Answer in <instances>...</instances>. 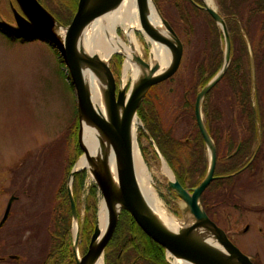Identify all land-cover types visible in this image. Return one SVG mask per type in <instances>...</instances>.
<instances>
[{
	"label": "rangeland",
	"instance_id": "obj_1",
	"mask_svg": "<svg viewBox=\"0 0 264 264\" xmlns=\"http://www.w3.org/2000/svg\"><path fill=\"white\" fill-rule=\"evenodd\" d=\"M8 1L12 0H0V16L11 23ZM54 1L65 4L62 0ZM152 1L157 12L171 25L184 44L181 62L175 74L152 86L155 87L152 92L156 91L160 94L157 106L161 114V124L169 127L173 121L172 117L176 114L177 98L182 87L180 81L189 83L191 77L189 72L193 65L191 60L199 51L200 43L196 42L202 40L204 23L203 20L196 21L197 29L191 37L192 44L188 49L189 43L186 40L190 38L186 35L187 28L176 7L177 1ZM71 10L74 11V8ZM117 33L126 41L120 28L117 29ZM135 34L143 50V60L149 61L148 44L140 32L137 31ZM221 42V50H223L224 44L223 41ZM115 55L118 54L111 57L109 66L110 70L113 69L117 73V80L121 85L125 58L119 55L121 63L116 69L114 68V63L117 61L114 58ZM185 56H188V59H185ZM68 76L64 64L47 43L37 40L20 43L0 33V220L8 200L11 197L15 198L9 216L0 228V257L5 258L0 264H38L44 258L46 253L44 244L48 243L46 222L52 217L53 205L57 202L55 201L56 192L64 179L65 166L71 159L76 166L81 158L80 149V154L77 156L75 154L72 128L77 116V100ZM130 82L131 72L126 76V83L130 84ZM142 128V122L137 117L135 141L151 175L150 183L163 207L182 223L189 218V215L184 213V204L167 187L170 178L161 171L163 162L169 171L171 169L150 138L148 131ZM182 132L180 128L177 130V135L180 136ZM205 154L207 157L206 149ZM171 173L173 174L172 171ZM67 181H65L66 186ZM240 183L234 191V198L237 199L235 206L228 203L219 205V200L211 198L207 201V215L242 252V205L243 198L247 194L243 182ZM93 185L91 177L86 173L79 193V212L76 213L79 240H81L80 234L85 224L86 198ZM101 200V194L97 191L96 214L91 224L93 230ZM70 234L71 244H73L72 218ZM77 251L81 257L79 243ZM7 255L10 257L8 258ZM16 256L18 258H15ZM164 259L167 264H173L176 260L168 253L164 255ZM103 264H105L104 256Z\"/></svg>",
	"mask_w": 264,
	"mask_h": 264
},
{
	"label": "water",
	"instance_id": "obj_2",
	"mask_svg": "<svg viewBox=\"0 0 264 264\" xmlns=\"http://www.w3.org/2000/svg\"><path fill=\"white\" fill-rule=\"evenodd\" d=\"M147 1L136 0L141 29L150 39L169 49L171 62L164 71L159 73L156 65L150 66L149 62L135 56L133 58L135 64L147 73L141 75L129 90L125 86L121 87L120 82L118 85L115 82L109 66L114 54L108 58L107 62H103L96 55L84 52L80 44V37L91 23L112 11L122 0H78L75 14L68 25L58 22L38 0H13L16 6L13 7L10 3L13 23L3 20L0 16V31L8 37L17 40H37L53 46L62 59L73 86L77 100V145L82 151L81 157H85L88 165V167L80 168L74 165L66 186L72 216V250L76 264H91L101 256L103 257L104 249L114 233L121 210L130 214L140 230L176 260L188 264H252L229 240L226 233L207 216L200 204L202 193L216 179L213 175L216 162L215 147L205 128L201 106L204 97L222 78L230 61V39L223 18L216 10L206 5L203 9L220 29L224 44L221 68L197 93L194 104L195 122L204 141L208 166L204 178L195 188L181 186L172 173V179L167 182L168 189L184 204V213L189 215V218L182 222L190 220L192 224L175 232L167 229L153 214L140 190L134 164L132 132L133 125L136 124L137 109L152 86L175 74L183 52L181 41L169 23L157 12L152 0L167 36L162 35L148 23ZM58 31L61 32V36L58 35ZM115 54L124 58L121 53ZM83 67H88L94 74L99 75L105 83L102 91L105 116L96 110L91 102L89 90L83 79ZM127 91L129 96L126 98ZM85 128L92 130L91 135L96 136L100 146L103 144L110 148L114 158L115 179L107 167V162L99 159L97 151L91 154L84 146ZM82 170L88 173L101 194L108 222L103 233L100 232L97 224L95 225L86 253L79 257L77 251L79 226L71 187L75 173ZM14 199L11 197L7 202L0 220V228L9 216ZM195 230L203 231L211 243L198 239L194 235Z\"/></svg>",
	"mask_w": 264,
	"mask_h": 264
},
{
	"label": "trees",
	"instance_id": "obj_3",
	"mask_svg": "<svg viewBox=\"0 0 264 264\" xmlns=\"http://www.w3.org/2000/svg\"><path fill=\"white\" fill-rule=\"evenodd\" d=\"M63 1L65 4L57 3L54 0H38L58 22L68 25L74 16L78 1ZM176 1V7L180 11L185 28H187V30L185 29L186 35L190 38L188 49L192 44L191 37L197 29L196 21L203 20L204 23L202 40L196 42L200 43L199 51L196 57L191 60L193 64L190 72L192 79L188 85H185V88L180 89L175 109L176 114L169 127H164L161 124V114L157 106L159 100L155 97L157 98L155 101L150 91L141 101L137 109V117L142 122L143 129L148 131L174 177L181 186L191 189L197 187L202 181L208 166L204 141L194 117L195 96L220 70L223 50H221V33L209 14L205 10L195 7L191 0ZM192 1L194 2V0ZM215 3L227 29L232 57L221 82L227 83L228 91L230 89V93L232 91L231 94L238 99L242 116L252 119L254 110L251 103L253 93L250 67L254 60L257 75L264 70V0H215ZM72 8L74 11L71 10ZM0 33L10 40H16L1 31ZM16 41L26 43L34 40L20 39ZM50 47L54 49L53 46ZM54 51L60 62L63 63L55 49ZM114 58L117 60L114 63V68L118 69L121 57L115 55ZM111 72L118 84L117 73L113 69ZM181 85L183 84L181 83ZM213 89L207 93L201 106L208 134L214 121L222 119L223 116L220 105L215 102L213 97ZM251 124H253L252 121ZM180 128L183 132L178 136L177 130ZM77 130L78 118L76 116L72 128L76 156L80 154L77 145ZM253 133L255 131H252V136ZM241 150L243 151V147ZM248 150L249 146H247L246 152ZM241 159L242 157L238 154V156L221 157L220 160H217L214 174L222 178L212 181L200 197V204L206 214H208L207 201H210L211 198L219 200V205H225L231 200L232 182L238 177L240 173L237 171L243 166V163L239 162ZM73 166L74 161L71 159L65 166L64 179L56 192L55 201L57 202L53 205L52 217L49 218V221L46 219L45 228L48 232V243L44 244L46 253L38 264H76L70 234L72 216L65 182ZM85 177L86 171L82 170L75 173L72 181V197L77 214L79 212V193ZM97 191L93 185L86 198L85 224L80 234L82 252H85L93 232L91 224L96 214ZM165 252L163 247L150 240L140 230L130 214L121 210L114 233L105 248L104 259L105 264H167L164 259Z\"/></svg>",
	"mask_w": 264,
	"mask_h": 264
},
{
	"label": "bare ground",
	"instance_id": "obj_4",
	"mask_svg": "<svg viewBox=\"0 0 264 264\" xmlns=\"http://www.w3.org/2000/svg\"><path fill=\"white\" fill-rule=\"evenodd\" d=\"M204 4L213 10H217L214 0H203ZM146 19L148 23L153 26L162 35L167 36L164 30L161 18L157 14L152 1H147V13ZM120 28L126 38L124 41L117 33V29ZM141 32L144 40L149 47V65L158 67V72L164 71L171 62V54L169 49L161 43L150 39L141 29L139 14L137 10L136 0H122V2L109 13L96 19L91 25L83 32L80 37L81 48L84 52L92 55H96L103 62H107L108 58L115 53H121L124 55V66L122 71V82L121 87H126L128 90L134 85V82L141 76L147 73L142 70L135 62L133 58L139 57L143 60L142 47L136 37L135 32ZM58 35L61 36V32L58 31ZM131 72V82L126 83V76ZM83 79L87 86L90 94V99L95 107L103 116L104 106L102 101V91L105 83L99 75L94 74L88 67L82 68ZM129 87V88H128ZM129 96L127 91L126 98ZM133 142H134V164L137 175V182L143 197L158 220L167 229L171 231H177L182 227H187L192 222L190 220L186 222H179L177 218L171 216L168 211L163 207L162 202L159 200L156 191L151 185V175L145 166L142 157L139 153L137 145L134 140L135 136V125H133ZM92 130L85 128L83 131V144L86 149L92 154L97 151L99 159L107 162V167L110 170L113 178L114 174V158L113 154L108 146L99 145L96 136L91 135ZM88 167L87 161L82 156L77 164L76 168ZM164 174L168 175L172 179V174L163 162L162 170ZM108 222V215L103 205V201L99 202L98 216H97V227L101 233L104 232ZM194 235L203 241L211 243L205 233L201 230H195ZM91 264H103V257L101 256ZM173 264H188L184 261L175 260Z\"/></svg>",
	"mask_w": 264,
	"mask_h": 264
},
{
	"label": "flooded vegetation",
	"instance_id": "obj_5",
	"mask_svg": "<svg viewBox=\"0 0 264 264\" xmlns=\"http://www.w3.org/2000/svg\"><path fill=\"white\" fill-rule=\"evenodd\" d=\"M196 1L197 0H194L193 2L191 0L195 7L203 9L205 6L203 4V0ZM10 3L13 5L12 1H8L7 4L9 8ZM216 9L217 13L219 14L218 7ZM10 10L9 12L11 15V21L14 22ZM186 41L188 42V40ZM221 41H223L222 33ZM185 59H188V56H185ZM231 61L232 57L230 55L228 66L230 65ZM251 66L250 73L253 93V96L251 97V103L254 110V117L251 119L249 117L242 116V110L240 109V103L238 102V99L234 98L233 94H231L232 91L230 93V89L228 91L227 83L221 82V78L220 81L213 87V97L215 102L220 105L223 116L222 119H217L214 121V124L210 127L209 136L215 147V167L217 160H220L221 157H233L236 155L238 156V154L242 157L239 162H242L243 166L239 169V171H237L240 174L232 182L233 187L231 191V200L228 201V204L235 206V201L237 199L234 198V191L242 181L243 187L246 189L247 194V196L243 198L244 203L242 205V253L252 264H264V70H262L260 74L257 75L254 66V60L253 63H251ZM189 76H191L190 72ZM191 79L192 76L190 77L189 83ZM180 82L183 84L182 87L184 88L185 85L189 84H186L184 81ZM154 90L155 87H151L149 89L150 94L153 95L154 98L157 97L159 100L160 94H158L156 91L152 92ZM157 98L154 100L156 101ZM256 110L257 112H255ZM251 121L253 124H251ZM252 131H255L253 136ZM247 146H249L248 152H246ZM242 147L243 151H240ZM213 175L216 178L213 180V182L219 178H222L218 175ZM79 249L82 255L86 253L87 247L85 252H82L81 240L79 242ZM7 257L9 258L10 256L7 255ZM15 258L18 257L16 256ZM4 260L5 258L0 257V262H4Z\"/></svg>",
	"mask_w": 264,
	"mask_h": 264
}]
</instances>
